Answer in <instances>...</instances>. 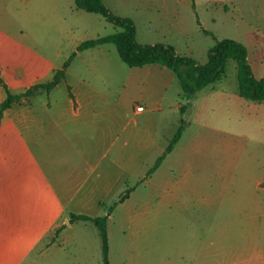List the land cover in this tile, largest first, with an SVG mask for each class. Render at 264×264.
<instances>
[{"label":"crops","instance_id":"crops-1","mask_svg":"<svg viewBox=\"0 0 264 264\" xmlns=\"http://www.w3.org/2000/svg\"><path fill=\"white\" fill-rule=\"evenodd\" d=\"M103 1L113 13L131 17L136 25L134 17L119 11L117 0ZM62 2L75 7L74 0H0V76L12 93L50 81L80 42L116 30L111 23V31L86 39L74 37L71 51L60 61L59 52L45 48V31L54 30L50 23L59 18ZM91 17L103 23L98 16ZM103 28L107 30V24ZM136 39L140 43L157 42L139 41L137 25ZM64 72L49 92L21 98L3 111L0 264H89L86 242L77 234L89 222H69V215L71 212L90 215L88 209L94 197L108 192L119 179L121 173H116V169L126 167L123 146L128 141L122 137L119 142L125 133L134 139L132 159L140 158L147 147L159 146L161 153L165 150L177 129L167 120L168 99L179 96L187 101L175 106L180 110L179 120L183 118L185 125L179 140L164 158L178 149L187 132L192 139L190 152L210 144L217 138L215 133L221 132L226 139L216 143L236 153L231 137L237 132L238 117L243 122L252 118L264 122V101L240 96L238 86H220L219 80L195 95L186 94L172 69L158 63L129 66L111 42L77 51ZM5 97L6 91L0 85V102ZM137 105H142L143 110L137 111ZM136 116L143 122L134 121L129 128L126 124ZM193 125L203 129L191 130ZM54 134L69 140L68 145L55 147L74 155L60 162H49L54 173L46 180L40 170L43 164L38 163L42 142L39 145L37 142L40 137ZM261 137V146L251 160L203 164L227 182L217 193L212 174L185 177L181 173L176 179L166 180L167 201H179L186 194L197 207L215 204L217 219L207 231L198 230L201 242L192 253L191 264H264V130ZM116 144L115 156L102 166ZM191 164L174 161V166L183 169ZM66 247L71 250L69 257L65 255Z\"/></svg>","mask_w":264,"mask_h":264},{"label":"rangeland","instance_id":"rangeland-1","mask_svg":"<svg viewBox=\"0 0 264 264\" xmlns=\"http://www.w3.org/2000/svg\"><path fill=\"white\" fill-rule=\"evenodd\" d=\"M116 4L119 11L134 17L141 42L167 41L174 45L178 53L204 63L208 48L215 43L214 37L232 38L247 47L248 61L254 74L257 77L264 76V0H117ZM91 16H98L103 23L92 20ZM103 24H107V30H104ZM50 26L54 30L46 29L45 48L59 52L60 61L71 51L74 37L86 39L112 30L111 23L100 15L77 11L74 5L66 6L64 2L60 5L59 18L56 17ZM224 74L223 79L218 82L220 86H237L236 62L233 59H228ZM112 93L116 97L115 92ZM64 96L65 86L62 90V97ZM186 101V97L177 96L165 102L167 120L173 123L174 129L180 124V110L178 107L175 109V106L178 103L185 104ZM252 119L243 122L238 117L237 132L231 137L236 153L226 151L221 143H216L217 140L226 139L221 132L215 133L217 138L210 144L197 152H190L188 147L192 139L187 132L178 149L164 158L161 165L149 174L148 170L161 154L159 146L147 147L140 153V158L132 159L135 147L133 137L126 133L120 137L119 142L122 137L128 141L123 146L126 167L116 169V173H121L119 179H116L108 192L103 191L94 197L88 209L90 215H103L107 213L110 204L117 203L107 220L110 264H191L192 253L196 252V247L201 242L198 230L207 231L217 219L215 204L197 207L186 194H182L179 201H167L166 180L176 179L181 173L185 177H208L212 174L214 191L217 193L227 182L218 178L212 168L203 164L251 160L261 146V134L264 130L263 120ZM134 121L143 122L142 118L136 116L135 120L132 118L126 125L131 128ZM199 129L203 128L197 125L191 127V130ZM55 135L40 137L37 142L38 145L42 142L39 146L41 154L38 163L43 164L40 170L46 180H50L54 173L49 162H60L61 159L74 155L55 147H64L69 143L67 138ZM117 144L110 150L109 157L104 158L102 166L115 156ZM175 160L190 161L192 164L183 169L174 166ZM93 176L95 178V174ZM129 186L135 187L124 201L118 202ZM77 234L86 242L88 263L100 264L101 241L96 226L89 222ZM65 251V255L69 257L70 248L66 247Z\"/></svg>","mask_w":264,"mask_h":264},{"label":"trees","instance_id":"trees-1","mask_svg":"<svg viewBox=\"0 0 264 264\" xmlns=\"http://www.w3.org/2000/svg\"><path fill=\"white\" fill-rule=\"evenodd\" d=\"M75 7L87 12L98 13L112 23L116 30L110 34L89 38L80 42L76 50L63 63L61 69L56 71L53 78L45 83H38L20 93H12L0 76V85L6 91L5 99L0 102V120L3 111L21 98L37 92H49L64 76L65 68L77 51L90 48L98 44L111 42L115 44L120 58L129 66H142L149 63H158L172 69L176 74L182 91L189 95H195L202 88L213 84L224 77L225 65L228 59L236 62V77L238 93L240 96L256 101H264V76L257 77L248 61L247 47L240 41L232 38H215V43L208 48L207 60L198 63L192 57L178 53L174 45L170 43H140L136 39V25L131 17L113 13L106 7L103 0H74ZM181 111L183 108H180ZM185 120L180 119L176 131L170 139L165 150L156 158L154 165L148 170L153 172L161 163L165 155L170 152L179 140ZM135 186L126 188L118 202L124 201ZM109 205L107 213L103 215H88L71 212L69 222L84 221L93 223L101 241L102 264L109 263V241L107 233V220L115 205Z\"/></svg>","mask_w":264,"mask_h":264},{"label":"built area","instance_id":"built-area-1","mask_svg":"<svg viewBox=\"0 0 264 264\" xmlns=\"http://www.w3.org/2000/svg\"><path fill=\"white\" fill-rule=\"evenodd\" d=\"M135 109H136L137 111H141V110H143V106H142V105H137V106L135 107Z\"/></svg>","mask_w":264,"mask_h":264}]
</instances>
